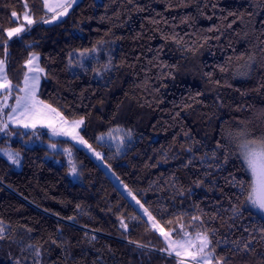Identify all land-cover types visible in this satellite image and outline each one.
I'll use <instances>...</instances> for the list:
<instances>
[{
	"label": "trees",
	"instance_id": "obj_1",
	"mask_svg": "<svg viewBox=\"0 0 264 264\" xmlns=\"http://www.w3.org/2000/svg\"><path fill=\"white\" fill-rule=\"evenodd\" d=\"M24 3L0 0V27L16 26ZM27 4L34 18L44 15L38 0ZM13 10L19 16L15 23ZM21 36L9 41V79L22 86L29 53H39L47 73L39 98L69 120L83 118L78 132L103 158L86 145L52 138L43 128L9 125L15 135L0 133V146L22 157L16 169L0 153V221L7 237L0 240V264L17 259L20 264H176L160 251L165 239L152 228L145 208L171 232L170 239L180 238L181 224L191 231V216L201 210L207 214L205 226L218 230L216 239L255 236V255L233 256L231 244L216 251L231 264H257L264 252L258 231L264 217L247 205L234 223L229 220V196L239 189L227 179L242 162L233 159L214 170L199 158L210 155L216 141L240 121H251L257 135L264 130L257 119L264 110V0H80L61 20L33 24ZM91 48L98 51L83 68L69 66L70 52ZM252 53L257 63L250 75L234 78L232 72L244 64L238 57ZM220 65L229 71L221 73ZM113 130L131 132L119 152L98 139ZM38 139L42 143H29ZM49 141L73 148L75 176L56 159L60 152L45 144ZM189 159L193 164L185 167ZM28 245L40 248L41 255Z\"/></svg>",
	"mask_w": 264,
	"mask_h": 264
},
{
	"label": "snow or ice",
	"instance_id": "obj_2",
	"mask_svg": "<svg viewBox=\"0 0 264 264\" xmlns=\"http://www.w3.org/2000/svg\"><path fill=\"white\" fill-rule=\"evenodd\" d=\"M38 2L41 4V10L44 13L39 19L34 18V14L31 9H29L27 0H25L23 5L25 8L23 20L26 21V24H20L16 27H9L7 29L0 27V47H2L4 53V58L0 59V133H4L10 137L16 133L9 130V125H15L24 129H35L36 126L40 124L49 128L53 136H67L77 141L79 144L86 145L90 151L94 152L98 159H102L101 153L95 152L92 146L89 145L77 131L84 123L83 118L69 120L57 108L53 107L51 104L45 103V101L41 100L37 95L41 76L42 74L45 76L47 75L45 68L41 67L39 63V53H29L23 65L26 71L23 74L22 86L20 84H13L8 77L6 65L9 41H11L13 37L22 40L21 34L30 33L33 24H52L61 20L68 15L69 10L72 9L74 5L78 4L79 0H38ZM131 2L132 0H129V3ZM213 7H215V5H213ZM139 10L143 11V9ZM49 14L51 15L49 16ZM229 15H234V13H229ZM11 17L15 18L12 21L13 23L19 19L18 13L15 10L11 12ZM229 27H231V24H229ZM209 30L211 31V29ZM5 33L6 38H3ZM172 39L180 43V40L176 37H172ZM28 47H32V45L29 44ZM97 51L98 48H91L70 52L68 54L69 66L83 68L84 60L88 59L90 55L95 54ZM238 59L244 60V64L237 67L232 72L233 77H248L253 69V65L257 63L256 54H248L246 59L245 55L241 54ZM230 62L231 58H229V63ZM261 66H264V49L261 50ZM218 67L221 73H227L229 71L226 65H220ZM107 69L108 66L106 65L105 70ZM206 75L211 77V73ZM215 83L220 85L219 80H216ZM228 87H231V85L229 84ZM261 87H264V85H261ZM14 93L15 102L9 105L8 100L13 97ZM6 109L10 110L6 111ZM257 119H259L261 123H264V110L260 112ZM251 123V121H240L239 127H237L235 131L228 130L226 134L222 135L221 140L216 141V147L210 155L206 153L199 158L202 164H207L208 168L214 170L222 169L230 160L235 159L238 162H242V164L238 163V165H234L236 172L246 173L250 177V179L245 180L243 178H238L236 172L229 173L227 183L230 187L239 189V194L232 193L231 196H229V203L233 213V215L229 217V220L233 221V223L237 217L243 215V209L247 205H250L261 214H264V130H261L257 135ZM21 135H24V133H21ZM127 135L130 138V130ZM108 137L109 140H118L117 151L119 152L120 146L124 143V137H117L111 132L108 134ZM98 139L103 140V135ZM223 140H226L227 143H223ZM52 147L55 148L56 145L53 144ZM109 147H111V145H109ZM186 150L192 152L193 148L189 147ZM0 151H2L12 163H19V152H12L8 149H0ZM64 151L71 157V148H66ZM191 164H193V159H189L184 166L188 167ZM70 173L72 175L77 174V168L71 161ZM210 174L209 172H205V176ZM195 183L197 187H200L204 181L201 179L197 180ZM189 192H191L190 189ZM179 194L184 195L183 192ZM133 199H135V197H133ZM233 200L235 201L234 203ZM136 203L140 204V201L137 200ZM140 207L143 208V205H140ZM144 212L152 221V228L158 230L160 235L165 239L166 247L161 248L160 251L166 252L169 257L175 259L176 264H231V260L227 255L217 254L216 249L220 247L221 244H231L228 251L231 252L233 256L238 252L250 253L252 255L256 254L253 241L256 240L257 237L251 236L243 241L240 238L232 241H229L227 238L222 240L216 239L219 234L218 230L214 228L209 229L205 226V221L202 219V216L207 214L203 213L202 210L201 215L191 216L189 222L191 231L186 230L183 224L180 225L178 230V234L180 235L179 240L170 239L171 232H165L146 208ZM248 215L251 217L252 213L249 212ZM216 218L217 216L215 215L211 217V219ZM69 219L72 218L70 217ZM197 222H199L198 225ZM121 226L127 227L123 221H121ZM231 226L230 224L229 227L231 228ZM29 231L31 230L29 229ZM173 231L177 230L174 229ZM244 231L248 232L249 229L245 228ZM258 231L259 240L264 241V227L259 228ZM5 233L6 229L3 227V222L0 221V240L7 238ZM53 242L55 243V241ZM28 247L34 248V245H28ZM34 250L36 256L39 257L41 255L40 248H34ZM15 264H20L19 259L16 260ZM257 264H264V252L259 254Z\"/></svg>",
	"mask_w": 264,
	"mask_h": 264
},
{
	"label": "rangeland",
	"instance_id": "obj_3",
	"mask_svg": "<svg viewBox=\"0 0 264 264\" xmlns=\"http://www.w3.org/2000/svg\"><path fill=\"white\" fill-rule=\"evenodd\" d=\"M80 1V0H79ZM51 14H49V16H50ZM20 24H26V21H24L23 20V14H22V16H21V18H20V22L16 25V26H18V25H20ZM16 26H14V27H16ZM40 56V55H39ZM39 63H40V61H39ZM41 65V64H40ZM42 67V66H41ZM42 78H43V74H42V76H41V80H42ZM41 80H40V82H39V86H40V83H41ZM38 90H39V88H38ZM37 95H38V92H37ZM14 96H15V94H13V97L12 98H10L9 100H8V104L9 105H11V104H13L14 102H15V100H14ZM8 110H10V109H6V111H8ZM11 126H15V125H11ZM17 127V126H16ZM36 128H43V129H47L48 130V132H49V134L51 135V137L52 138H58V139H68V140H71L72 142H74V143H76L77 145H82V144H79L77 141H75V140H72L70 137H67V136H53L52 135V133H51V130L49 129V128H47V127H45V126H42V125H40V124H38L37 126H36ZM35 128V129H36ZM24 129V128H23ZM29 129H32V128H29ZM29 129H25V130H29ZM78 131V130H77ZM111 133H113L114 135H116L117 137H120V136H123L124 137V143H123V145H121L120 147H124L125 146V144L127 143V140L129 139V137L126 135V133H124V131H119V130H117V131H112ZM109 134V133H108ZM108 134H106V135H103V141H106V142H108V143H111L112 145H114L115 147H117V144H118V140H109V137H108ZM102 136V135H101ZM100 136V137H101ZM30 144H34V143H42V141L40 140V139H38V140H35V141H31V142H29ZM49 148H51L52 150H55V151H57V152H60V153H58L57 155H56V159L58 160V161H61V160H63L64 162H66L69 166H70V161L72 162V163H74L75 164V166L77 167L78 166V164H77V162H76V160H75V158H74V151L72 150V154H71V157H69V155H68V153L67 152H65L64 151V149H66V148H71V149H73L70 145H68V144H63V143H60V142H55V141H49V142H46L45 143ZM53 144H55L56 145V147L55 148H53L52 147V145ZM0 149H8V150H10V151H12V152H17L16 150H14V149H12L10 146H8V145H5V146H0ZM0 153L3 155V156H5L6 158H7V156L6 155H4V153L2 152V151H0ZM8 159V158H7ZM19 163L18 164H14V163H12V161L11 160H9L12 164H13V166L16 168V169H19V168H21V166H22V157H21V154L19 153ZM73 176H75V175H73ZM255 209V208H254ZM258 213H260L257 209H255ZM261 214V213H260ZM263 217H264V214H261ZM180 238H176V239H173V240H179Z\"/></svg>",
	"mask_w": 264,
	"mask_h": 264
}]
</instances>
